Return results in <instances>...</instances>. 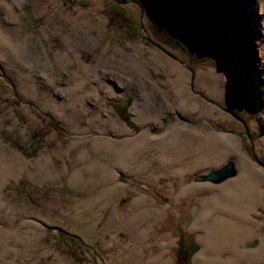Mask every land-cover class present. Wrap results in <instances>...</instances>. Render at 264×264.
Segmentation results:
<instances>
[{
	"label": "rangeland",
	"instance_id": "1",
	"mask_svg": "<svg viewBox=\"0 0 264 264\" xmlns=\"http://www.w3.org/2000/svg\"><path fill=\"white\" fill-rule=\"evenodd\" d=\"M168 1L187 23L176 27L184 31L178 40L163 43L166 49L149 41L165 35L157 26L162 13L156 16L152 8L151 17L145 14L144 31L134 2L27 0L21 12L15 8V20L6 18L9 27L36 40L34 49L54 81L0 59V143L30 164L2 189L0 227L10 231L11 241L9 253L0 250L1 264H210L196 260L203 242L216 238L223 218L232 220L230 212L241 216L243 185L226 193L220 188L225 182L196 178L230 161L238 169L231 179L243 178L245 186L248 176L240 169L252 166L264 174V69L257 51L263 28L256 27L258 20L264 23V0ZM114 12L128 24L110 19ZM84 65L101 76L81 70ZM174 67L188 74L177 93ZM212 81L229 89L227 100L211 93ZM76 85L77 102L69 93ZM51 103L64 107L67 121ZM115 119L119 124L112 125ZM176 126L185 130L176 149L195 146L187 142L191 130L235 139L210 163L164 161L152 148L128 166H116L112 152L119 145L144 130L165 140ZM97 142L108 151L95 150ZM103 168L117 188L98 183ZM259 188L261 203L243 214L264 235V182ZM194 206L196 217L187 224ZM261 234L250 233L239 249H256ZM215 255L231 257L227 249Z\"/></svg>",
	"mask_w": 264,
	"mask_h": 264
},
{
	"label": "bare ground",
	"instance_id": "2",
	"mask_svg": "<svg viewBox=\"0 0 264 264\" xmlns=\"http://www.w3.org/2000/svg\"><path fill=\"white\" fill-rule=\"evenodd\" d=\"M26 4L27 0H0V10L2 11V13H0V59L11 60L12 63H21L24 66V70L39 71L48 82L52 83L54 81V77L49 68V64L45 61H42L39 54L37 53V50L34 49L33 43H37L36 40L31 39L30 36L20 35L17 29H12L9 27V23L7 22L11 19L15 20L19 15V13H16L15 8L19 9V12H21ZM251 12L253 13V11ZM8 17L10 20L6 19ZM257 23L258 24H256V27L261 26L263 28L262 32L260 31L259 33L260 36H263V39H260L258 44L260 47L257 51L259 59H262L259 65L262 69H264V23L261 24L259 20ZM82 27L84 28L83 32L86 35L92 34L91 29H88L83 24ZM4 37L10 42L5 43ZM13 41H16L17 43ZM81 70L88 72L90 71L96 76H101L99 70L90 69L85 65L81 66ZM171 70L175 75H177L176 81L173 84V87L175 88L174 90L177 93V90L182 89L181 86H183L187 80L186 78L188 77V74L186 72H182L180 67H174V69ZM219 82L214 84L215 82L212 81L210 85L211 93L215 95L218 100H227L229 89H219ZM78 88L79 85L72 86L70 88L71 91L69 92L71 97L76 102L79 100L76 95ZM51 104L56 112V115L63 117L65 121H67V118L63 115L64 107H61L58 104ZM204 108V111L209 110L208 105H205ZM141 121L143 120L141 119ZM116 123L119 124L117 119H115V123L112 125H115ZM184 131L185 130L183 128L176 126L174 127L170 138L166 135L164 140V136L153 137L147 130H144L141 134H139L138 139L135 141L130 142L129 144L123 143L118 146L119 148L117 150H113L112 155H115L118 158V164L116 163V166L118 168L124 166L126 167L128 166V160H130L131 163L135 160L134 158L136 156L147 153L152 148H156L155 150L161 153L163 156L161 159L164 161H169L168 158H170L171 160L177 162L184 158L188 159L190 157L187 161L188 167L192 165H198L204 161L210 163L211 160L219 158L226 151H228L229 142H232L235 139V137L230 134L202 135L200 132L191 130L188 131L189 135L187 137V142H193L195 146L191 147L188 151L185 147H183V145H181L179 149L174 148V145L178 143L181 134H184ZM160 141L162 142L161 144H159ZM93 145L97 151H108V148L106 149L105 143L103 142H97ZM29 165L30 164L20 154L12 153L9 147L0 143V208H3L6 204L2 198V189L8 182L11 181L12 178H16L22 169H27ZM240 170L242 175L246 174V177L248 176L246 178L247 184H249L248 186H245L246 183L244 185L243 178H241L239 180H228V182H225L220 188L226 192L230 190L232 191L234 188L243 185L242 190L245 188L244 194H246V196L244 199L245 203L240 206L242 209L241 216L235 217L233 212H230L232 220L223 218L225 223H220L219 227L221 229L218 228L215 231L214 236L216 238L208 237L203 242L204 248L199 256L196 257V260L200 263L264 264V235L260 233L261 225L249 217L246 218V216L243 214L246 212V209L250 211L252 207L256 206L258 203H261V189L259 188V185L264 182V174L260 173L255 168H252V166H249V169L242 168ZM101 171L102 173L99 176L100 181L98 183L101 185L110 184L113 185L114 188H117L118 185L114 184L112 173L110 175V172L106 171L105 168L101 169ZM251 181L253 182L251 183ZM225 209V207L220 208L221 211L224 210V213H227ZM31 224L35 225L33 222ZM253 231H255L257 234H261L262 239L260 245L252 251H241L238 246L250 235V233H253ZM208 235L211 236L210 230ZM28 239L29 241L31 240L30 238ZM10 241V231H5L0 227V250H2V254L10 252V248L7 245ZM20 242L24 244L23 238ZM226 249L231 253V257L228 261H223L220 257L215 255V253H219L220 250ZM206 253H209L211 256L209 258L205 257ZM154 259L158 260L156 258Z\"/></svg>",
	"mask_w": 264,
	"mask_h": 264
},
{
	"label": "flooded vegetation",
	"instance_id": "3",
	"mask_svg": "<svg viewBox=\"0 0 264 264\" xmlns=\"http://www.w3.org/2000/svg\"><path fill=\"white\" fill-rule=\"evenodd\" d=\"M114 1V0H113ZM131 1H137L138 3H139V5L141 6V7H143V9H144V15L145 14H148V17H151V11H152V8H153V11H154V15H158L159 13H162V18H164L165 20H163V22H159V24H157V26L159 27V30H163V32L165 33V35H164V37L163 38H158L157 36H156V38L157 39H159V41H155L152 37V39L156 42V44L155 43H153V42H151L153 45H156V46H158V47H160V48H162V49H166L165 47H164V45H163V43H170L171 42V39H174V40H178L179 38H180V36H179V31H177L176 29V27H180V26H182V22H184V24H186L187 22L183 19L184 18V16H183V11H180V12H173V9L174 8H172L171 7V3L168 1V0H147V1H149L150 2V4H149V2H147L146 0H131ZM214 1V4H215V0H213ZM142 2H144L145 3V5L142 3ZM151 2H153V3H155V2H157L158 3V5H157V3L155 4V6H153L152 7V3ZM161 2H165V3H167V4H165L163 7H164V9H161V8H163V7H161L160 8V6L162 5V3ZM210 2V1H209ZM148 4V5H147ZM146 6V7H145ZM151 6V7H150ZM150 8V10H148ZM167 14V17H168V19L166 18V17H164V14ZM178 24V25H177ZM183 24V25H184ZM182 30V29H181ZM183 33H184V31H182ZM181 32V33H182ZM155 36V35H154ZM179 36V38L177 39V37ZM190 252H191V250H190ZM189 252V253H190Z\"/></svg>",
	"mask_w": 264,
	"mask_h": 264
},
{
	"label": "water",
	"instance_id": "4",
	"mask_svg": "<svg viewBox=\"0 0 264 264\" xmlns=\"http://www.w3.org/2000/svg\"><path fill=\"white\" fill-rule=\"evenodd\" d=\"M114 1H116L117 3H120V4L128 3V2H134V3L139 5V3L137 1H131V0H114ZM141 9H142L141 17L143 20V22H142L143 29H144V31H147L146 26L144 24V17H145L144 13L145 12H144V9L142 7H141ZM164 17H166L168 19L166 13L164 14ZM148 37H150V36H148ZM149 41L156 44V42L151 37L149 38ZM237 173H238V169H237L235 162L230 161L228 164H226L225 166H223L219 170H215V171H212L211 173H209L207 175L197 177L196 181L209 182L212 184H221V183H224L227 180L231 179L232 177H235L237 175ZM197 211H198V207L194 206V208L192 209V212H191V219L187 222V224H189V222H191V220L196 217ZM184 227L186 229V225ZM193 252H194V250H191L190 254L192 255Z\"/></svg>",
	"mask_w": 264,
	"mask_h": 264
},
{
	"label": "trees",
	"instance_id": "5",
	"mask_svg": "<svg viewBox=\"0 0 264 264\" xmlns=\"http://www.w3.org/2000/svg\"><path fill=\"white\" fill-rule=\"evenodd\" d=\"M155 4H156V2H155ZM113 16H117V17L120 19V21L122 22V24L125 23L124 26H126V25L128 24V22H126L125 19H122V16H121V15H118L116 12H114V15L110 16V19H114ZM180 27H182V26H180ZM189 31H190V30H189ZM190 32H191V31H190ZM179 35H182V33L179 32ZM18 149H19L24 155L27 154V152H26V150H25V148H24L23 146L18 147ZM66 241H67V242H70V239H67Z\"/></svg>",
	"mask_w": 264,
	"mask_h": 264
}]
</instances>
